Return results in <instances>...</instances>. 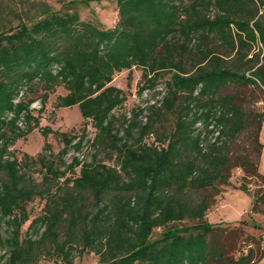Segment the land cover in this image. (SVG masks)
Returning <instances> with one entry per match:
<instances>
[{
    "label": "trees",
    "instance_id": "1",
    "mask_svg": "<svg viewBox=\"0 0 264 264\" xmlns=\"http://www.w3.org/2000/svg\"><path fill=\"white\" fill-rule=\"evenodd\" d=\"M115 4L117 21L104 27L44 1L0 0V228L7 231L0 232V264L42 258L73 264L88 253L97 264L221 259L224 251L207 239L219 227L205 219L218 186L229 184L236 166L244 181L264 179L249 153L231 150L249 129V116L221 93L228 84L264 89V0ZM133 68L141 71L140 93L154 88L162 72L169 76L157 104L132 107L119 122L113 111L127 97L110 82L116 72L131 75ZM58 86L66 92L56 95L54 107L77 105L95 129L91 144L109 152L113 166L94 153L89 160L74 155L62 167L65 154L83 148L85 129L69 135L41 126L31 107L39 100L43 110ZM163 112L173 120L158 132L155 121ZM260 126L257 121L250 129L252 145L259 144ZM34 128L44 137L56 133L62 149L54 155L45 141L35 156L18 157L13 144ZM239 188L247 191L243 182ZM35 197L43 200L41 212L22 234L26 206ZM262 198L264 191L253 194L250 211L258 212ZM182 221L189 224H176ZM263 257L256 245L228 260L255 264Z\"/></svg>",
    "mask_w": 264,
    "mask_h": 264
},
{
    "label": "rangeland",
    "instance_id": "2",
    "mask_svg": "<svg viewBox=\"0 0 264 264\" xmlns=\"http://www.w3.org/2000/svg\"><path fill=\"white\" fill-rule=\"evenodd\" d=\"M47 3L52 9L58 10H75L78 12L81 19L98 20L104 27H112L117 21V11L115 0H76L71 3L70 0H40ZM257 51L260 44L257 45ZM263 55V52L261 53ZM167 71L162 72L158 84L151 89H146L142 93L138 91L140 85L141 71L138 68H133L131 75H128L127 70H121L113 75L110 84L121 88L126 94V101L114 109L113 113L121 121L122 115H130L129 110L132 107H145L147 104H157L162 95H164V82L168 78ZM43 90H39L38 94ZM65 89L62 86L55 88L53 93H50L45 103L44 109L39 111L40 102L36 100L31 104L33 114L39 117L41 126H49L52 130L66 132L69 135H80L85 129L86 139L83 148L80 151L71 149L62 157L65 167L70 163L71 157L74 155L82 159L89 160L92 154L96 153L97 159L114 165L113 159L110 158V153L104 150H96L91 144V139L94 136L95 129L80 115L77 105L67 107H54L55 98L58 94H65ZM222 94L233 96V100L237 103L249 116V129L242 131L237 139L231 143V150L235 153L244 155L249 153L255 161L258 172L264 176V89L255 85H240L228 84L221 89ZM148 111V110H147ZM145 111V112H147ZM173 120V115L168 112H163L161 117L155 121V127L160 132L168 130ZM260 122V130L258 132V143L251 144L253 133L250 132L253 124ZM152 138H146L150 142ZM49 143L51 152L56 155L63 147V143L59 136L50 132L45 137L41 132L34 128L25 138H19L15 141L12 149L18 157L22 152L28 153L30 156H35L41 151L44 142ZM78 170V167L75 169ZM71 174V172H68ZM244 171L240 167H233L230 172L229 184L219 185L217 193L214 194V202L206 211L205 219L219 227L213 236H207L211 245L216 247L217 251H224L225 257L209 258L205 264H231L229 257L236 258L242 252H246L249 247L259 245V251L264 250V198H262L257 206L258 212L250 211L253 194L264 191V179L250 178L242 180ZM1 178V177H0ZM243 182L247 191L239 188ZM209 192V191H205ZM195 199L197 194H191ZM43 200L35 197L28 202L26 208L29 213V220L21 226L22 234L25 232L29 221L41 212ZM260 210V211H259ZM240 220H245L241 223ZM255 221L260 225V228H255L252 222ZM175 224V223H174ZM177 225L189 224L188 221L176 222ZM161 231L160 228L154 230L152 236H156ZM2 235H6L5 226L0 228ZM5 253V250L0 249V256ZM2 261V260H1ZM264 264V258L257 262ZM255 263V264H257ZM36 264H53L50 259L42 258ZM73 264H97V257L93 253L84 254L81 257H76Z\"/></svg>",
    "mask_w": 264,
    "mask_h": 264
},
{
    "label": "crops",
    "instance_id": "3",
    "mask_svg": "<svg viewBox=\"0 0 264 264\" xmlns=\"http://www.w3.org/2000/svg\"><path fill=\"white\" fill-rule=\"evenodd\" d=\"M263 258H264V257H263ZM263 258H262V259H263ZM260 261H261V260H260ZM257 264H258V263H257Z\"/></svg>",
    "mask_w": 264,
    "mask_h": 264
}]
</instances>
